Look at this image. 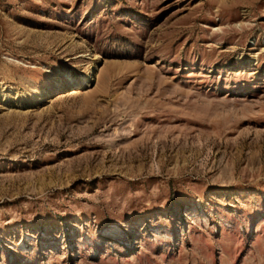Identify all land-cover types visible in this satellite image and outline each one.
Instances as JSON below:
<instances>
[{"label":"rangeland","instance_id":"obj_1","mask_svg":"<svg viewBox=\"0 0 264 264\" xmlns=\"http://www.w3.org/2000/svg\"><path fill=\"white\" fill-rule=\"evenodd\" d=\"M0 264H264V0H0Z\"/></svg>","mask_w":264,"mask_h":264}]
</instances>
